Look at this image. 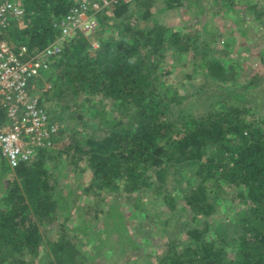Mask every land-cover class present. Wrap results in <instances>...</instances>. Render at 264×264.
Returning <instances> with one entry per match:
<instances>
[{
	"label": "trees",
	"instance_id": "1",
	"mask_svg": "<svg viewBox=\"0 0 264 264\" xmlns=\"http://www.w3.org/2000/svg\"><path fill=\"white\" fill-rule=\"evenodd\" d=\"M11 1L25 15L13 41L32 51L55 41L60 33L53 22L81 3ZM135 1L136 8L110 0L111 23L97 18L95 34L108 32L98 46L75 32L37 78L39 105L59 124L53 142L69 137L62 148H40L14 165L11 177L1 175L7 167L0 154V264L90 263L67 231L74 212L51 175L69 163L75 172L80 161L87 162L94 195L121 187L129 206L141 208L143 195L156 193L152 199L161 208L154 218L162 216L167 237L153 264H264V76L202 52L206 22L177 30L152 17L146 3L140 12L146 0ZM182 64L189 69H179ZM176 67L174 88L168 80ZM93 206L97 219L103 209ZM215 212L221 217L212 222ZM52 222L59 232L40 258L41 230ZM82 229L88 239L95 235L85 224ZM104 230L100 245L109 240L108 251L121 256L134 243Z\"/></svg>",
	"mask_w": 264,
	"mask_h": 264
},
{
	"label": "rangeland",
	"instance_id": "2",
	"mask_svg": "<svg viewBox=\"0 0 264 264\" xmlns=\"http://www.w3.org/2000/svg\"><path fill=\"white\" fill-rule=\"evenodd\" d=\"M123 1L134 8L137 7L135 0ZM168 1L146 0L138 10L142 12L145 9L144 4H148L152 17L177 30H191L192 24H195V27L202 28L203 23L206 22L208 33L202 31L200 33L201 40H204L203 44H199V47H202V52L222 56L233 67L241 66L240 68L251 74L258 72L264 76V0H192V4H188L190 0H182L180 3L178 1ZM82 2L89 3L96 18L99 19V15L105 16V26L111 23L110 20L106 19L109 15L108 4H102V0H81ZM249 5L253 7L250 8ZM200 7H203V9L200 10ZM152 17H150L148 25L153 24ZM140 23L143 24L144 21ZM181 25H185L183 29ZM107 35L108 32L105 34L87 33L84 36L91 41L94 47H97V38ZM180 67H182L179 68L181 70L185 69L187 71L189 69V66L185 64ZM177 70L178 67L175 68L168 80V83L172 84L174 88H177L179 84L173 79ZM200 80V76L195 78V81L199 82ZM42 82L43 88L49 87L50 82L46 78L42 77ZM36 85H34L35 88ZM178 89L182 93V88L179 87ZM260 89L264 91V84ZM257 92L259 94L261 91L257 90ZM106 107L109 109L110 106L107 105ZM76 110L75 113H78L79 110ZM65 119L67 123L69 121L73 122L69 115ZM68 137L69 134L66 133L63 140L58 142L57 145L53 143L47 149L62 148L65 142L68 141ZM5 162L7 169L1 175L11 177L14 172V165H10L7 160ZM73 169L72 164H64L60 173L56 170L51 175L58 178L57 183H55L56 187L61 189V196L65 198L64 203L72 208L74 212L69 218L71 221L67 226V231L72 236H76L79 251L88 255L86 262L90 263L87 264H135V261L140 262L143 258L147 259L148 264H151V262L153 264L155 255L162 252V244L167 237V233L164 231L165 227L160 222L162 216L160 215L159 221L154 218L155 212L158 213L161 208L159 202L155 203L152 199L156 193L144 194L143 201L140 202L141 208L130 207L126 201V192L121 187L111 193L103 191L104 193L102 192L100 195H94L95 193H91L92 190L88 191V186L91 184V172L87 169L86 161H80L75 167V172H73ZM81 169L85 170L81 171ZM94 203L103 209L97 219L92 216L94 215ZM239 208L241 206L237 205L232 209L237 210ZM220 217V213L215 212L211 221L213 222ZM80 220H85L87 225ZM82 224H85V228L88 230L86 233L95 234L91 239L83 234ZM46 225L47 231L41 230L45 243L39 249L38 257L40 258L44 256V248L59 232L56 222ZM72 226L74 228L77 226V228L71 230ZM104 229L110 231L108 234L112 239L116 237L117 240L130 238L134 240V243L124 251L125 253L121 251V256L116 250L115 252L108 251L106 245L109 240L102 241L106 245H100V237L106 236ZM116 244L121 249L122 244ZM115 248L116 245L114 244Z\"/></svg>",
	"mask_w": 264,
	"mask_h": 264
},
{
	"label": "built area",
	"instance_id": "3",
	"mask_svg": "<svg viewBox=\"0 0 264 264\" xmlns=\"http://www.w3.org/2000/svg\"><path fill=\"white\" fill-rule=\"evenodd\" d=\"M103 3L110 4V0ZM91 10L87 2L71 7L52 24L59 30L57 39L32 51L11 38L12 30L24 22L23 9L11 0L0 1V111L5 114L0 124V154L10 165L30 161L38 149L53 145L59 126L39 105L34 85L67 38L75 32H96L99 22Z\"/></svg>",
	"mask_w": 264,
	"mask_h": 264
}]
</instances>
